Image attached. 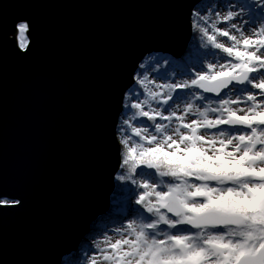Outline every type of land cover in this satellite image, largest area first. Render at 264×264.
Instances as JSON below:
<instances>
[{
  "label": "water",
  "instance_id": "water-1",
  "mask_svg": "<svg viewBox=\"0 0 264 264\" xmlns=\"http://www.w3.org/2000/svg\"><path fill=\"white\" fill-rule=\"evenodd\" d=\"M200 1L0 0V193L23 202L0 210V264L80 263L123 218L110 201L122 100L145 56L186 68ZM110 207L117 219H97Z\"/></svg>",
  "mask_w": 264,
  "mask_h": 264
},
{
  "label": "snow or ice",
  "instance_id": "snow-or-ice-1",
  "mask_svg": "<svg viewBox=\"0 0 264 264\" xmlns=\"http://www.w3.org/2000/svg\"><path fill=\"white\" fill-rule=\"evenodd\" d=\"M190 25L195 71L153 78L142 62L133 72L114 179L134 188L83 264H264V0L197 7ZM30 29L13 27L20 52ZM22 204L0 193V210Z\"/></svg>",
  "mask_w": 264,
  "mask_h": 264
},
{
  "label": "rangeland",
  "instance_id": "rangeland-1",
  "mask_svg": "<svg viewBox=\"0 0 264 264\" xmlns=\"http://www.w3.org/2000/svg\"><path fill=\"white\" fill-rule=\"evenodd\" d=\"M220 2H221V0H202L199 4H197L195 6L192 14L196 11L197 7H206L209 3H213V7H217L220 4ZM232 2L237 4V10H239L240 4H243V5H245V7H247V5L251 3V0H232ZM218 10H219V8H218ZM209 11H211V9H209ZM257 11H258V9H257ZM247 18L248 17L245 16V19H247ZM218 27L223 28V27H225V25L220 24V25H218ZM245 27H247V25ZM221 39H226V38H221ZM192 44H193V41L189 45V61L187 63L186 68L180 62H178L176 59H172V58H170L164 54H150V55L145 56L142 62H144V63L151 62V64L155 65V69H156L150 73V77L154 78L157 76H161V77L167 76L168 78L175 77L176 79H180V78H182L181 74L184 73L185 71H195V69H193L191 67V65L198 63V61L200 60L201 57L195 53V50L192 48ZM200 51L203 52L204 49H201ZM157 60L159 61L158 64L156 63ZM141 71H143V70H141ZM183 78H187V77H183ZM157 82L158 83H164L165 80L160 79ZM136 87L138 88L139 86L137 85ZM177 91L180 92L181 90H177ZM120 119H121V116L118 119V121ZM116 137H117V131H116ZM114 181L116 184L117 181L115 179H114ZM117 184H116V186L114 185V190L112 191V193L110 195V201H111L115 210L125 208L128 205L129 199L131 197V192L122 191V189H125L126 187L127 188H134V186L125 185L124 183H122V184L119 183L118 186H117ZM132 205L135 206L134 201H132ZM108 234H111L110 230L108 231ZM96 238L100 239L101 236L99 235ZM79 264H83V256H82Z\"/></svg>",
  "mask_w": 264,
  "mask_h": 264
},
{
  "label": "trees",
  "instance_id": "trees-1",
  "mask_svg": "<svg viewBox=\"0 0 264 264\" xmlns=\"http://www.w3.org/2000/svg\"><path fill=\"white\" fill-rule=\"evenodd\" d=\"M193 36H194V33L192 32V29H191V40H190V42L189 43H191L192 41H193ZM190 45V44H189ZM119 181H117L116 182V184L118 183ZM120 184H122V182H119ZM119 183L117 184V186L119 185ZM116 184H115V181H114V185L116 186ZM99 218H107V219H109V220H113L114 218H116L117 219V216L114 214V209L112 208V207H110L103 215H101L100 217H98L97 219H99ZM95 222H96V220H95ZM93 223L94 222H92L91 224H90V226H89V229H88V232H91L92 231V229H94V227H91L92 225H93ZM64 261V263H62V264H65L66 263V260H67V258H64L63 259Z\"/></svg>",
  "mask_w": 264,
  "mask_h": 264
},
{
  "label": "bare ground",
  "instance_id": "bare-ground-1",
  "mask_svg": "<svg viewBox=\"0 0 264 264\" xmlns=\"http://www.w3.org/2000/svg\"><path fill=\"white\" fill-rule=\"evenodd\" d=\"M192 14V13H191Z\"/></svg>",
  "mask_w": 264,
  "mask_h": 264
}]
</instances>
